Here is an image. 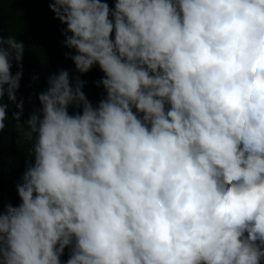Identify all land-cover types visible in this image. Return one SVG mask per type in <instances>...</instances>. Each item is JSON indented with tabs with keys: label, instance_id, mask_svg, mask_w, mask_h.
<instances>
[{
	"label": "clouds",
	"instance_id": "clouds-1",
	"mask_svg": "<svg viewBox=\"0 0 264 264\" xmlns=\"http://www.w3.org/2000/svg\"><path fill=\"white\" fill-rule=\"evenodd\" d=\"M113 3L50 0L106 95L49 77L21 203L0 204V264H262L264 0ZM24 52L0 34V134Z\"/></svg>",
	"mask_w": 264,
	"mask_h": 264
},
{
	"label": "trees",
	"instance_id": "trees-1",
	"mask_svg": "<svg viewBox=\"0 0 264 264\" xmlns=\"http://www.w3.org/2000/svg\"><path fill=\"white\" fill-rule=\"evenodd\" d=\"M110 7L113 0H107ZM50 0H0V34L5 39L9 35L15 37L25 45L22 59V77L17 90L16 102L9 104L7 127L0 134V204L19 206L21 203L17 193V185L22 183V176L26 171V164L32 158V142L24 139L27 125H24L35 109L40 108L38 95L48 87L49 77L57 75L61 70H67L70 77H79L83 80L87 98L98 104L106 92L100 80L104 73L99 66H94L88 73L81 75L77 72L70 56L75 50L65 46L64 29L66 25L55 18L50 10ZM19 69L15 61L11 69L15 74ZM99 85V86H98ZM23 102V112L19 123L24 125L17 128V122L12 119L13 114L19 111L16 103ZM77 111L69 107V114ZM70 253L66 248L61 260ZM264 264V261H262Z\"/></svg>",
	"mask_w": 264,
	"mask_h": 264
},
{
	"label": "water",
	"instance_id": "water-1",
	"mask_svg": "<svg viewBox=\"0 0 264 264\" xmlns=\"http://www.w3.org/2000/svg\"><path fill=\"white\" fill-rule=\"evenodd\" d=\"M69 255H70V253L67 254L66 256H64V258L62 259V262H63V261H66V260L68 259Z\"/></svg>",
	"mask_w": 264,
	"mask_h": 264
}]
</instances>
